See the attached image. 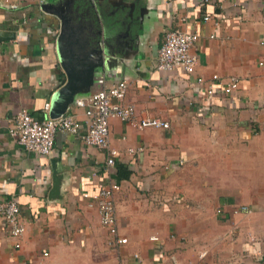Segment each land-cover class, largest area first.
<instances>
[{
    "label": "crops",
    "instance_id": "0c3cea01",
    "mask_svg": "<svg viewBox=\"0 0 264 264\" xmlns=\"http://www.w3.org/2000/svg\"><path fill=\"white\" fill-rule=\"evenodd\" d=\"M15 1L17 10L0 8V201L17 200L25 233L15 249L0 218V264H264V0ZM48 3L53 12L42 9ZM175 29L198 35L193 75L157 69ZM62 30L69 58L95 66L62 115L85 127L75 102L126 81L124 102L137 116L170 125L110 120L119 155L109 172L108 153L71 134L57 133L47 156L8 135L21 109L50 117L44 106L67 81ZM232 76L240 86L231 95L204 96L196 83L219 90ZM109 178L120 185L114 204L127 239L117 248L82 196ZM238 205L251 213L231 214Z\"/></svg>",
    "mask_w": 264,
    "mask_h": 264
},
{
    "label": "built area",
    "instance_id": "2783aa9c",
    "mask_svg": "<svg viewBox=\"0 0 264 264\" xmlns=\"http://www.w3.org/2000/svg\"><path fill=\"white\" fill-rule=\"evenodd\" d=\"M201 5L208 0H202ZM0 8L17 10L19 4L15 0H0ZM210 17L205 16L204 20ZM198 39L196 33H187L179 29L168 32L165 36L164 44L158 51L157 69L172 71L182 68L185 73L193 75L195 73L197 58L192 53V48ZM196 83L202 86L204 96H214L218 92L223 95H231L240 86V80L236 76L228 79L227 83L219 90L213 84L206 83L198 78ZM127 82L120 81L94 93L89 99L77 100L76 106L85 110L88 121L83 127L73 116L61 115L56 118L46 117L39 121L27 110L21 109L7 119L8 135L18 145L25 150L47 156L53 150L54 137L57 133H68L76 136L84 145L105 150L108 153L105 171L109 172L115 166L119 152L110 146V120L117 119L137 130L157 129L167 130L170 128L168 122L149 115L137 116L135 106L124 102L127 92ZM44 113L49 114L50 105L44 106ZM1 125V121H0ZM142 148L134 150L129 148L130 155L141 153ZM120 189L116 181H102L96 185V190L92 193L84 192L83 198L87 200L88 206L96 208L100 225L107 230L112 237L110 244L117 248L119 245L127 243V239L121 237L118 227V219L114 204V195ZM251 209L248 206L238 205L232 208L233 215L249 214ZM217 214H223L219 208ZM0 218L5 222L8 236L13 241L15 249H20L21 240L25 233V225L20 216L18 202L14 198L0 201ZM156 240V238H152ZM48 254L45 253L44 256ZM202 252L200 257L205 256ZM175 262V260L173 261Z\"/></svg>",
    "mask_w": 264,
    "mask_h": 264
},
{
    "label": "water",
    "instance_id": "95a60500",
    "mask_svg": "<svg viewBox=\"0 0 264 264\" xmlns=\"http://www.w3.org/2000/svg\"><path fill=\"white\" fill-rule=\"evenodd\" d=\"M42 9L47 12H53L56 8L54 3H48L43 4ZM64 44V30H62L57 40V53L60 65L66 74L67 81L52 95L49 112L50 118L59 117L64 113L67 105L72 102L77 92L84 90L86 85L92 81L95 67L94 65H86L85 62L72 61L68 56L67 48L66 46L64 47ZM79 65L86 72V76L81 77L78 69Z\"/></svg>",
    "mask_w": 264,
    "mask_h": 264
}]
</instances>
